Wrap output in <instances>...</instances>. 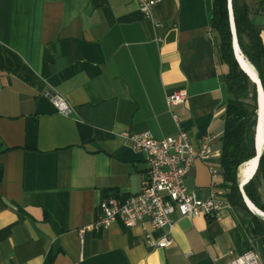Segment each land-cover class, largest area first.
I'll return each mask as SVG.
<instances>
[{
  "label": "crops",
  "instance_id": "crops-1",
  "mask_svg": "<svg viewBox=\"0 0 264 264\" xmlns=\"http://www.w3.org/2000/svg\"><path fill=\"white\" fill-rule=\"evenodd\" d=\"M211 1L158 0L147 17L135 0H0V264H223L247 249L264 264L245 203L227 202L217 219L174 212L168 230L117 219L80 232L105 197L124 202L139 191L146 162L124 132L182 129L193 145L209 138L212 155L195 160L184 182L204 197L216 170L224 196L226 65L215 53ZM247 4L264 48V0ZM177 90L187 98L169 109L165 97ZM258 186L264 201V178ZM167 232L169 244H148Z\"/></svg>",
  "mask_w": 264,
  "mask_h": 264
},
{
  "label": "built area",
  "instance_id": "built-area-1",
  "mask_svg": "<svg viewBox=\"0 0 264 264\" xmlns=\"http://www.w3.org/2000/svg\"><path fill=\"white\" fill-rule=\"evenodd\" d=\"M158 0H135L139 9L150 16L149 7ZM47 97L61 113L69 114L71 108L63 97L57 93H46ZM187 98L185 90L174 91L165 97V103L170 109L182 103ZM178 124V117L172 114ZM122 136L128 145L136 152L144 155L146 171L140 181L138 193L124 202H119L113 196L105 197L99 204V214L95 220L80 230L106 227L119 219L125 227L148 224L152 228L171 227V214L177 212L180 216H205L219 218L227 200L219 193L218 172L211 170L210 189L206 196L197 197L188 191L184 178L195 160H206L212 155L210 139L205 138L198 145L191 143L188 134L179 129L175 135L156 137L149 130L136 133L124 132ZM150 246H165L171 242L169 232L158 240L148 239ZM223 264H261L258 255L251 249L233 256Z\"/></svg>",
  "mask_w": 264,
  "mask_h": 264
},
{
  "label": "trees",
  "instance_id": "trees-1",
  "mask_svg": "<svg viewBox=\"0 0 264 264\" xmlns=\"http://www.w3.org/2000/svg\"><path fill=\"white\" fill-rule=\"evenodd\" d=\"M231 10L237 44L241 53L254 67L264 93V48L258 27L249 15L247 0H231ZM209 26L218 60L226 65L220 76L224 85L223 130L220 141V173L224 196L230 205L246 208L238 188L237 168L252 157L251 138L256 120V88L239 69L232 51L227 0H212ZM264 178V151L258 157L257 173L253 181L243 187L246 197L264 212L259 193V180ZM252 232L264 247V219L252 215Z\"/></svg>",
  "mask_w": 264,
  "mask_h": 264
},
{
  "label": "bare ground",
  "instance_id": "bare-ground-1",
  "mask_svg": "<svg viewBox=\"0 0 264 264\" xmlns=\"http://www.w3.org/2000/svg\"><path fill=\"white\" fill-rule=\"evenodd\" d=\"M232 24V23H231ZM232 26V25H231ZM233 45H234V51L237 57V60L239 61L241 67L249 73L250 76L255 77L256 71L252 67V65L247 61L245 56L241 53L239 46L237 44V41L235 38H233ZM259 98H260V112H259V124L257 127V130L255 132L254 136V156L245 161L239 168V184L243 188L246 184H248L256 171L257 167V157L261 150L263 149V138H264V125H263V119H264V93L263 90L261 91L259 89ZM246 198V197H245ZM246 203L248 207L257 215L258 217H264V212L258 209L249 199L246 198Z\"/></svg>",
  "mask_w": 264,
  "mask_h": 264
},
{
  "label": "water",
  "instance_id": "water-1",
  "mask_svg": "<svg viewBox=\"0 0 264 264\" xmlns=\"http://www.w3.org/2000/svg\"><path fill=\"white\" fill-rule=\"evenodd\" d=\"M230 1L231 0H227V8H228V14H229L230 30H231V33H232V51H233V56H234V59H235L237 65H238L239 69L246 76V78L249 80V82L251 84H253L255 86V88H256V120H255V125H254V128H253L252 138H251V152H252V157H253L254 156V151H253L254 136H255V132H256L258 124H259V112H260L259 89L262 91V87H261L259 78L257 76V73L255 72L256 73V75H255L256 79L254 77L250 76L249 73L244 71V69L241 67L239 61L237 60V57H236V54H235V51H234V45H233V38L236 39V36H235V29H234V23H233V16H232L231 2ZM238 188H239V190H240V192L242 194L243 202L247 205L246 198H245L246 196H243V188L240 185H238ZM260 218L264 219V217H260Z\"/></svg>",
  "mask_w": 264,
  "mask_h": 264
},
{
  "label": "rangeland",
  "instance_id": "rangeland-1",
  "mask_svg": "<svg viewBox=\"0 0 264 264\" xmlns=\"http://www.w3.org/2000/svg\"><path fill=\"white\" fill-rule=\"evenodd\" d=\"M248 61V60H247ZM253 67V66H252ZM254 68V67H253ZM255 70V69H254Z\"/></svg>",
  "mask_w": 264,
  "mask_h": 264
}]
</instances>
